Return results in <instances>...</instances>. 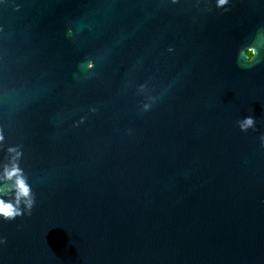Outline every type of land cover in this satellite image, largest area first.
<instances>
[{
	"label": "water",
	"instance_id": "95a60500",
	"mask_svg": "<svg viewBox=\"0 0 264 264\" xmlns=\"http://www.w3.org/2000/svg\"><path fill=\"white\" fill-rule=\"evenodd\" d=\"M0 136V264H264V0H0Z\"/></svg>",
	"mask_w": 264,
	"mask_h": 264
},
{
	"label": "clouds",
	"instance_id": "9594fccd",
	"mask_svg": "<svg viewBox=\"0 0 264 264\" xmlns=\"http://www.w3.org/2000/svg\"><path fill=\"white\" fill-rule=\"evenodd\" d=\"M218 7H223L228 3V0H216ZM245 55L248 60L251 61L254 58L255 51L253 48H248L245 51ZM92 65L89 64V67ZM241 130H245L248 127L253 125V119L251 117L244 118L243 121L239 122ZM3 137L0 136V140ZM261 147H264V136L261 137ZM9 152H12L13 149L9 148ZM19 153H17V156ZM0 181H11V185L9 186L11 189H14V199L6 200L4 198H0V218L2 219H12L16 215H19L21 210L19 205L21 202L24 203L25 209L30 210L31 205L33 203L30 188L25 182V178L22 174V170L17 166V164L12 163L11 166L4 165L0 168Z\"/></svg>",
	"mask_w": 264,
	"mask_h": 264
}]
</instances>
